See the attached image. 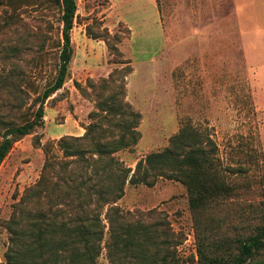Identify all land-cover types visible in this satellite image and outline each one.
Instances as JSON below:
<instances>
[{
	"label": "rangeland",
	"instance_id": "374dc122",
	"mask_svg": "<svg viewBox=\"0 0 264 264\" xmlns=\"http://www.w3.org/2000/svg\"><path fill=\"white\" fill-rule=\"evenodd\" d=\"M4 1L0 5V62L7 61L2 63L6 69L18 70V66L24 71L21 87L29 99L21 113L30 114L37 108L33 99L56 72L60 9L49 0ZM154 1L163 33L156 26L144 32L130 30L129 35L120 15L129 20L139 15L150 18V8L142 0H76L73 59L84 62L85 68L77 70L72 59L69 78L44 104L43 126L16 142L0 165V264L8 241L5 222L13 204L38 181L45 162L43 147L51 144L56 149L61 137L84 135L90 122L88 115L96 98L94 94L81 96L74 83L86 89L91 67H124L110 63L107 45L88 38L87 26L94 31L105 27L111 35L117 34L121 40L117 49L133 68L125 80V99L141 116L140 138L132 150L115 154L119 162L134 171L140 159L162 151L171 137L189 126L214 142L221 175L237 189L221 202L220 210L206 217V224L231 235L228 226L240 225L239 211L264 200V0ZM41 45L43 51H39ZM7 46H18L20 52L2 53ZM112 60L118 61L117 57ZM144 61L150 62L145 65ZM8 93L0 90L3 113L9 110ZM60 125L69 134L49 137L60 135L56 132ZM35 136L40 138L38 148L32 144ZM116 206L143 217L149 211L163 213L180 234L181 264L198 263L196 221L182 184L165 179L153 187L127 183ZM98 262L109 264L104 248Z\"/></svg>",
	"mask_w": 264,
	"mask_h": 264
},
{
	"label": "trees",
	"instance_id": "16d2710c",
	"mask_svg": "<svg viewBox=\"0 0 264 264\" xmlns=\"http://www.w3.org/2000/svg\"><path fill=\"white\" fill-rule=\"evenodd\" d=\"M49 1L61 14L58 62L53 79L32 101L35 111L21 113L29 99L21 87L24 71L18 66V70L6 69L2 63L7 61L0 62V90H8L10 96L9 110L0 109V165L16 142L43 126L45 102L70 75L76 0ZM4 2L0 0V5ZM99 28L87 26L86 36L103 41L110 63L124 67L96 70L86 79V89L74 83L81 96L96 98L90 122L84 135L63 136L56 149L51 144L43 147L45 162L38 181L13 204L5 222L8 241L2 264H99L103 248L109 264H181L180 234L173 231L167 216L154 211L147 217L132 215L116 206L127 183L153 187L159 179L178 182L187 190L196 221L197 264H264V200L239 211L240 225L228 226L231 235L205 223L237 191L221 175L217 147L205 132L182 127L166 148L140 159L134 171L115 157L139 141L141 116L125 99V80L133 68L117 49L120 37ZM127 32L131 34L128 27ZM43 50L41 45L39 51ZM1 52L20 51L18 46H7ZM116 57L118 61L112 60ZM95 77L101 78L94 81ZM32 144L40 147V138L33 137Z\"/></svg>",
	"mask_w": 264,
	"mask_h": 264
},
{
	"label": "crops",
	"instance_id": "0c3cea01",
	"mask_svg": "<svg viewBox=\"0 0 264 264\" xmlns=\"http://www.w3.org/2000/svg\"><path fill=\"white\" fill-rule=\"evenodd\" d=\"M142 2L144 4H146L149 8H150V18H146V17H136L135 20H129L126 18V16H121L120 15V20L131 30V31H135V30H140L141 32L147 31L149 28L152 27H156L158 26L160 31L163 33L162 31V27L160 24V19H159V13H158V8L157 5L155 3L154 0H142ZM129 12V11H128ZM128 14V13H127ZM77 54V51L75 52ZM74 61L75 63V67L77 68V70H81V68H85V64L84 62H78L75 59H73V63ZM150 61H144L142 62L143 64H148ZM77 64V66H76ZM88 68V67H87ZM96 68V67H95ZM91 67V74L90 77L94 76V72L96 71V69ZM108 68V67H107ZM76 70V69H75ZM89 70V69H88ZM68 121V120H66ZM64 125H60L56 132L60 135L56 136L55 134L49 135V137L51 138H59L61 136H63L64 134H69V132H65L67 129L61 130L60 128H62ZM72 129V128H71ZM74 132H76V130L73 128ZM83 130V129H82ZM75 136H81V132H77L75 134Z\"/></svg>",
	"mask_w": 264,
	"mask_h": 264
}]
</instances>
